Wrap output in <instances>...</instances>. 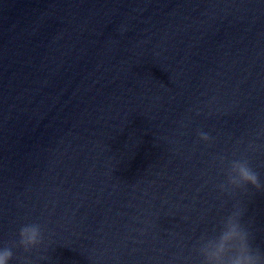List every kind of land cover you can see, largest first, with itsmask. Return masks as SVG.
Here are the masks:
<instances>
[{"label": "water", "instance_id": "water-1", "mask_svg": "<svg viewBox=\"0 0 264 264\" xmlns=\"http://www.w3.org/2000/svg\"><path fill=\"white\" fill-rule=\"evenodd\" d=\"M262 128L264 0H0V242L37 220L52 264H168ZM246 219L264 243V192Z\"/></svg>", "mask_w": 264, "mask_h": 264}, {"label": "clouds", "instance_id": "clouds-1", "mask_svg": "<svg viewBox=\"0 0 264 264\" xmlns=\"http://www.w3.org/2000/svg\"><path fill=\"white\" fill-rule=\"evenodd\" d=\"M264 136V128L256 134ZM199 142L210 146L215 137L198 132ZM264 149L249 140L244 153L214 154L217 169L213 188L218 211L212 217L201 215L204 227L198 235L182 238L178 251L168 264H264V243H258L247 217V200L252 192H264V175L253 166L250 154ZM143 231V230H142ZM195 231V230H194ZM16 249L26 255L19 264H52L50 233L37 221L20 223L10 243L0 242V264H12ZM35 254L36 259L31 256Z\"/></svg>", "mask_w": 264, "mask_h": 264}]
</instances>
